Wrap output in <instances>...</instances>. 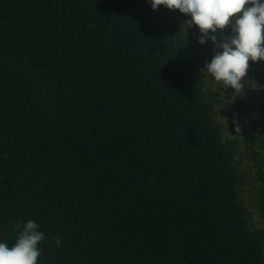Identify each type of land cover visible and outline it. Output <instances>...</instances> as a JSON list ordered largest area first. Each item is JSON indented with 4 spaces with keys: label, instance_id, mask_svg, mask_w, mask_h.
I'll use <instances>...</instances> for the list:
<instances>
[{
    "label": "trees",
    "instance_id": "trees-1",
    "mask_svg": "<svg viewBox=\"0 0 264 264\" xmlns=\"http://www.w3.org/2000/svg\"><path fill=\"white\" fill-rule=\"evenodd\" d=\"M217 97L160 6L0 0V241L33 220L39 264H264Z\"/></svg>",
    "mask_w": 264,
    "mask_h": 264
},
{
    "label": "clouds",
    "instance_id": "clouds-1",
    "mask_svg": "<svg viewBox=\"0 0 264 264\" xmlns=\"http://www.w3.org/2000/svg\"><path fill=\"white\" fill-rule=\"evenodd\" d=\"M152 10L159 6L178 9L197 27V42H211L214 53L203 67L217 82L240 94L254 82L247 75L249 61H264V0H146ZM228 29L225 33V29ZM39 223L16 224L13 244L0 241V264H39L40 242L45 233ZM57 244L60 238L56 237Z\"/></svg>",
    "mask_w": 264,
    "mask_h": 264
},
{
    "label": "rangeland",
    "instance_id": "rangeland-1",
    "mask_svg": "<svg viewBox=\"0 0 264 264\" xmlns=\"http://www.w3.org/2000/svg\"><path fill=\"white\" fill-rule=\"evenodd\" d=\"M160 7L173 17L177 25L178 36L188 41V49L194 56L195 76L201 83L202 88L208 96L218 94L217 98L220 100V103L217 105V118L224 134H228L227 129L230 124L228 111L231 112L232 116L238 114L241 116L243 131L239 127L232 126V135L229 134L228 136L236 138L239 145L236 155L237 161L242 168L249 172V175H247L248 181L243 189V197L253 215L252 227L264 228V210L261 209L257 200V186L259 182L256 171L258 167L247 153L251 148L255 151L259 150V142L264 144V61H249L247 75L254 82V86H249L246 93L241 89L240 94H237L235 90L230 88L232 90L230 97L225 99L229 88L222 82L215 81L203 69L205 63L210 61L214 53L212 43L208 42L205 45H200L197 42V36L199 35L198 28L187 27L191 21L187 20L186 14L180 13L178 9H168L162 5ZM224 31L227 33L228 29L226 28ZM251 133L256 136L255 140L251 139ZM260 154L264 159V145Z\"/></svg>",
    "mask_w": 264,
    "mask_h": 264
}]
</instances>
